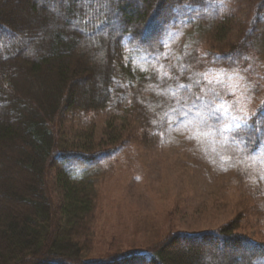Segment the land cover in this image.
<instances>
[{"label":"trees","instance_id":"obj_1","mask_svg":"<svg viewBox=\"0 0 264 264\" xmlns=\"http://www.w3.org/2000/svg\"><path fill=\"white\" fill-rule=\"evenodd\" d=\"M213 2L0 0V264H264V242L233 234L237 224L174 232L146 251L88 255L98 198L89 172L129 144L122 123L150 131L143 90L171 89L183 105L201 96L207 80L195 76L202 70L195 48L177 53L173 41L187 23L208 33ZM229 29L217 24L209 33L219 42ZM230 36L228 49L208 61L264 77L245 36ZM79 113L107 114L99 137L91 125L67 131V117ZM230 129L256 150L264 100Z\"/></svg>","mask_w":264,"mask_h":264},{"label":"rangeland","instance_id":"obj_2","mask_svg":"<svg viewBox=\"0 0 264 264\" xmlns=\"http://www.w3.org/2000/svg\"><path fill=\"white\" fill-rule=\"evenodd\" d=\"M209 8L214 15L211 29L226 24L230 28L226 38L215 42L211 29L203 33V26L187 23L173 41L177 53L180 47L195 48L202 67L195 76L207 80L201 96L183 105L171 89L159 96L143 90L149 101L150 131L142 135L143 128L136 131L138 123H122L131 135L129 144L99 159L89 172L96 176L98 194L89 256L146 251L174 232H220L231 224H237L233 234L264 242V135L256 150H246L244 139L230 129L264 100V77L252 80L233 65L235 69L214 66L207 59L210 52L228 49L230 35H244L261 72L264 0H215ZM216 108L226 113H217ZM106 118V113L73 114L65 128L72 134L91 125L97 138ZM52 191L57 200L53 185Z\"/></svg>","mask_w":264,"mask_h":264},{"label":"snow or ice","instance_id":"obj_3","mask_svg":"<svg viewBox=\"0 0 264 264\" xmlns=\"http://www.w3.org/2000/svg\"><path fill=\"white\" fill-rule=\"evenodd\" d=\"M220 111H224L226 113V110H222V109H219V108L215 109V112H217V113H219ZM213 118L214 119H218L219 117L218 116H214Z\"/></svg>","mask_w":264,"mask_h":264}]
</instances>
